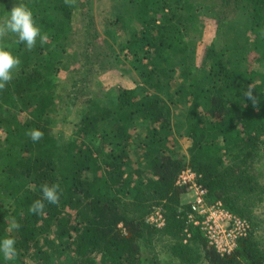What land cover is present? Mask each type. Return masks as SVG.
Segmentation results:
<instances>
[{"label": "trees", "instance_id": "trees-1", "mask_svg": "<svg viewBox=\"0 0 264 264\" xmlns=\"http://www.w3.org/2000/svg\"><path fill=\"white\" fill-rule=\"evenodd\" d=\"M77 1L26 0L48 42L37 38L31 51L17 38L3 43L21 64L0 91V238L10 218L22 226L11 233L16 259L0 256V264H161L163 244L174 264H264L254 213L264 193L256 164L264 159V69L257 67L264 64V0H122L103 31L92 1ZM8 8L0 0V19ZM84 9L80 43L103 33L112 39L137 75L133 88L95 91L93 59L115 60L102 46L92 54L81 44L73 67H58L74 36V13ZM237 14L250 24L244 42L225 35ZM202 16L215 21L221 38L199 43L201 57L188 33ZM250 84L259 111L243 96ZM29 129L43 138L33 142ZM186 167L209 200L249 221L231 254L216 252L195 228L186 236V189L176 184ZM45 183L60 185V203L45 202V214L33 215L29 206ZM155 206L163 209L161 228L146 221Z\"/></svg>", "mask_w": 264, "mask_h": 264}, {"label": "rangeland", "instance_id": "rangeland-1", "mask_svg": "<svg viewBox=\"0 0 264 264\" xmlns=\"http://www.w3.org/2000/svg\"><path fill=\"white\" fill-rule=\"evenodd\" d=\"M26 0H7V3L9 4V8L7 9V13L10 11L12 6L14 4H24ZM92 1V16L94 19H96V23L98 24V28L103 31L106 26V20L107 19H113L118 13L122 11L123 7V1L122 0H91ZM77 4L79 5L78 1ZM89 8V7H88ZM201 11H206L204 8H201ZM87 10L84 9L82 15L80 14L79 10H76L74 13V20H73V34L74 36L68 41L67 43V49L64 51L63 55L61 54L60 58H57V65L59 68L65 69V71H68V69H71L73 66V62L76 60L77 52L81 50L82 46H85L88 51L95 53L96 51H99V47L102 46V48H105V50H109L110 52H115V60L107 59L102 60L104 56H101L102 58H98L97 56L92 61V67H91V76L93 79V85L95 91H97L98 95H102L104 93H114V88H118V86H126L129 88H133L136 85V82L134 81L137 79V75L134 71H128L125 66H123L122 62V56L120 57V54H117V50L119 49L117 46L115 47V42L112 41V39L104 37L103 36L95 43L90 42V44L83 45V43H80L81 38L80 34L84 31L82 28L83 24L88 23L89 18L86 20L85 23H83V14H86ZM6 13V14H7ZM5 14V15H6ZM4 15V16H5ZM232 17V16H231ZM234 21L231 25V30L225 34L230 39L238 40L240 42H244V40H247L249 36V21L243 14H237L233 17ZM112 21V20H111ZM110 21V22H111ZM197 29L192 30L188 33L189 37H192L191 39H194L198 43V52L201 53L200 56L202 57L204 54V48L202 44L199 43H211L212 40H217L221 37H215V21L210 19L205 20V18L202 16L200 17L198 21ZM209 24V26H208ZM247 38V39H246ZM16 37L14 34H9L2 43L11 42L15 40ZM120 40L118 41V43ZM218 42V41H217ZM82 44V46H81ZM111 45V46H110ZM107 54V53H105ZM108 55V54H107ZM114 56V54H113ZM106 58V56H105ZM121 60V63H118V60ZM99 62H103V66L99 64ZM199 64V58H196V61L193 66H196ZM258 69H264V64L259 66L257 65ZM64 71V73H65ZM62 73V72H60ZM63 107L59 109L60 113L63 114ZM54 132L59 131L60 128L58 124L54 125ZM64 131H66V127L63 128ZM9 144L2 143L3 148H7ZM256 164L258 167V178L257 180L264 185V159L260 158L259 160H256ZM263 199L260 202V205L255 210V218L257 222V238L264 246V193ZM257 206V205H256ZM160 248V254H159V260L161 261V264H174V261L170 260V254L168 250L166 249L165 244L159 246Z\"/></svg>", "mask_w": 264, "mask_h": 264}, {"label": "clouds", "instance_id": "clouds-1", "mask_svg": "<svg viewBox=\"0 0 264 264\" xmlns=\"http://www.w3.org/2000/svg\"><path fill=\"white\" fill-rule=\"evenodd\" d=\"M69 7L76 6L77 0H64ZM14 34L16 43L24 44L27 50L31 51L39 38L40 43L48 42V35L41 33L40 28L34 21L32 11L24 4H14L10 11L0 19V91L6 87L14 78V73L19 70L21 61L19 57L14 56L2 43L9 35ZM261 37L264 38V31H261ZM245 99L250 102L251 106L259 111L260 98L255 92L254 85H249L243 92ZM26 135L33 141H40L44 133L39 129H29ZM41 198L36 199L29 206L28 211L33 215H44L47 202L51 205H59L62 189L58 183L41 185ZM21 223L16 218H10L6 233L3 238H0V256L5 261H13L17 256L16 240L11 235L14 231H19Z\"/></svg>", "mask_w": 264, "mask_h": 264}, {"label": "built area", "instance_id": "built-area-1", "mask_svg": "<svg viewBox=\"0 0 264 264\" xmlns=\"http://www.w3.org/2000/svg\"><path fill=\"white\" fill-rule=\"evenodd\" d=\"M176 184L186 189L182 196L183 203L187 204L186 236L190 235V227L195 228L216 252L221 255L231 254L237 248L238 240L247 235L249 221L231 211L221 200H209L207 189L191 168L186 167L179 172ZM146 221L153 227H163V209L155 206L147 215Z\"/></svg>", "mask_w": 264, "mask_h": 264}]
</instances>
